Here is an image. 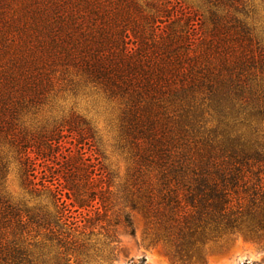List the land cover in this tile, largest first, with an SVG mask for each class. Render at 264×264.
<instances>
[{
	"label": "trees",
	"instance_id": "trees-1",
	"mask_svg": "<svg viewBox=\"0 0 264 264\" xmlns=\"http://www.w3.org/2000/svg\"><path fill=\"white\" fill-rule=\"evenodd\" d=\"M213 1L207 21L172 2L156 13L135 0H36L23 12L3 3L0 137L17 148L25 181L49 194L56 214L42 204L20 209L0 192V264H47L50 254L68 264L86 252L74 236L87 230L78 208L97 201L107 215L112 203L111 179L86 167L84 152V185L73 168L35 180L32 144L17 120L57 63L81 68L126 102L136 166L122 220L132 234L136 212L182 260L202 258L218 234L264 241V39L232 1L223 10ZM58 139L48 138V149L60 151ZM30 228L45 230L47 242L28 243Z\"/></svg>",
	"mask_w": 264,
	"mask_h": 264
},
{
	"label": "rangeland",
	"instance_id": "rangeland-1",
	"mask_svg": "<svg viewBox=\"0 0 264 264\" xmlns=\"http://www.w3.org/2000/svg\"><path fill=\"white\" fill-rule=\"evenodd\" d=\"M35 1L0 0V7L4 3V6L13 10L23 12V9L29 8L32 11ZM135 1L141 9L150 13H156L157 6L163 7L168 2L177 5L181 3L202 14L201 18L205 21L209 17L208 10L214 7L212 4L215 2ZM218 1L220 9L223 10L225 0ZM231 1L235 7L240 8V16L254 27L255 34L264 39V0ZM3 26L0 19V28ZM2 59L6 64L5 55ZM49 75L52 82L43 94L21 109L17 120L20 128L27 131V138L32 144L29 150L36 162L35 180L40 179L42 175L47 179H51L53 175L61 176L69 168H73L77 174L74 180L80 182L81 186L84 185V180L81 179L83 165L78 158V153L84 152L85 158H89L85 161L86 167L95 165L96 170L102 172L104 177H109L113 184L110 198L112 203L108 205L107 215L101 202L97 201L92 203L94 207L78 208L80 214L77 216L82 220L79 224H86L87 230L85 234L76 232L74 236L85 243L86 252L75 253L68 264H77L74 259H78V264H264V241L255 242L241 235L218 234L217 238L211 239L204 247L202 258L182 260L166 242L155 237V230L149 229L144 219L136 212L133 213L135 233L132 234L122 220L123 214L129 211L126 196L132 189L131 174L136 166L133 157L135 146L132 137L124 128L125 100L89 77L81 68L70 64L57 63L51 66ZM50 136L60 138V151L48 149L47 139L51 138ZM37 144L48 157L36 154L39 149ZM61 181L64 184H72L71 180L66 182L61 178ZM0 192L20 209H31L42 204L48 205L56 214L49 194L45 191H33L25 181L20 153L11 145L9 139L4 137H0ZM71 200H74V197ZM96 206L100 207L98 216ZM59 224L61 226V223ZM61 227L64 231H69L68 227ZM45 235V230L36 228H30L28 236L24 233V236H27L26 241L33 247L47 242ZM52 258L53 254L46 258L47 264H54Z\"/></svg>",
	"mask_w": 264,
	"mask_h": 264
}]
</instances>
